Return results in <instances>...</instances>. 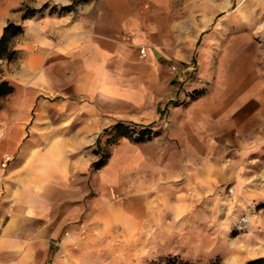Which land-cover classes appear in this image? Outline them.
Returning a JSON list of instances; mask_svg holds the SVG:
<instances>
[{"label":"crops","instance_id":"crops-1","mask_svg":"<svg viewBox=\"0 0 264 264\" xmlns=\"http://www.w3.org/2000/svg\"><path fill=\"white\" fill-rule=\"evenodd\" d=\"M229 8L87 0L64 16L22 21L18 112L0 133V264H54L65 236L90 219L136 229L162 208L179 215L227 181L225 154L264 145L263 82L213 44V24ZM50 98L56 113L44 111ZM117 123L155 133L119 139L92 169L101 134Z\"/></svg>","mask_w":264,"mask_h":264},{"label":"rangeland","instance_id":"rangeland-1","mask_svg":"<svg viewBox=\"0 0 264 264\" xmlns=\"http://www.w3.org/2000/svg\"><path fill=\"white\" fill-rule=\"evenodd\" d=\"M58 1L61 0H0V32L8 24L21 27L25 19L64 16L87 0H70L63 6ZM213 2H227L230 6L223 18H217L213 24L217 51L225 52L236 69L264 85V0ZM66 6L71 9H62ZM20 34L10 41L0 59V81L8 82L13 92ZM13 96L12 93L0 98V133L18 112ZM55 99L45 102L46 113L59 111L52 105ZM32 126L33 117L29 129ZM111 128L101 134L106 147L91 163L92 169H96L99 160L105 161L107 147L125 138L114 137ZM133 136L125 139L134 142ZM223 159L228 162V179L214 195L187 202L179 215L170 208H162L151 222L136 229L123 218L110 223L90 219L84 227L79 226L75 233L65 236L71 239L62 242L54 264H244L264 257V145L249 153H227Z\"/></svg>","mask_w":264,"mask_h":264},{"label":"trees","instance_id":"trees-1","mask_svg":"<svg viewBox=\"0 0 264 264\" xmlns=\"http://www.w3.org/2000/svg\"><path fill=\"white\" fill-rule=\"evenodd\" d=\"M62 9L70 10V6L63 7ZM26 16H22V19H25ZM20 26H13L8 24L0 32V59L6 54L9 47L10 41L21 33ZM13 93V87L6 81H0V98H4ZM111 132L114 133V137L121 138L130 136L133 134L134 142H142L150 139L155 132H153L149 127L138 128L132 125H125L122 123H117L111 128ZM114 142L116 139H113ZM104 164V159L99 160L95 168H99ZM244 264H264V257H257L254 259L247 260Z\"/></svg>","mask_w":264,"mask_h":264},{"label":"built area","instance_id":"built-area-1","mask_svg":"<svg viewBox=\"0 0 264 264\" xmlns=\"http://www.w3.org/2000/svg\"><path fill=\"white\" fill-rule=\"evenodd\" d=\"M139 53H140L141 56H143V54H144V49L140 48V49H139ZM175 69H176L175 67H172V68H171V70H173V71H174ZM7 161H8V158H6L4 162H7Z\"/></svg>","mask_w":264,"mask_h":264},{"label":"bare ground","instance_id":"bare-ground-1","mask_svg":"<svg viewBox=\"0 0 264 264\" xmlns=\"http://www.w3.org/2000/svg\"><path fill=\"white\" fill-rule=\"evenodd\" d=\"M244 246V245H243Z\"/></svg>","mask_w":264,"mask_h":264}]
</instances>
